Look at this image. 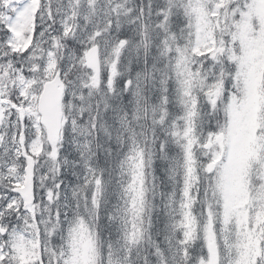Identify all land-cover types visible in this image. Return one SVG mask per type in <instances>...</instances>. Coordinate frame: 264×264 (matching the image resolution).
<instances>
[{
    "label": "snow or ice",
    "instance_id": "1",
    "mask_svg": "<svg viewBox=\"0 0 264 264\" xmlns=\"http://www.w3.org/2000/svg\"><path fill=\"white\" fill-rule=\"evenodd\" d=\"M0 264H264V0H0Z\"/></svg>",
    "mask_w": 264,
    "mask_h": 264
}]
</instances>
